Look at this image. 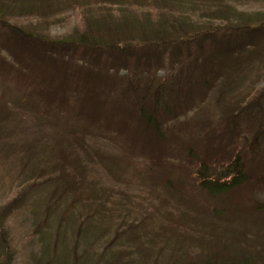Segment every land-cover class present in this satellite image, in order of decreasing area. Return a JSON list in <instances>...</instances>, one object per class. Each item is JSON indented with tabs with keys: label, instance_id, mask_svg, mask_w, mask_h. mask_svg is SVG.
<instances>
[{
	"label": "trees",
	"instance_id": "1",
	"mask_svg": "<svg viewBox=\"0 0 264 264\" xmlns=\"http://www.w3.org/2000/svg\"><path fill=\"white\" fill-rule=\"evenodd\" d=\"M32 1L14 8L12 0H0V49L19 66L0 56V72L28 70L20 73L26 89L50 106L53 118L65 107L75 113L78 123L62 132L65 140L78 143L91 130L129 133L143 145L147 173L162 177L175 156L181 192L219 202L212 207L218 218L264 212L262 200L251 199L264 188V22L223 0H124L131 2V20L85 25L84 32L50 40L32 31L35 25L27 31L9 23L43 13ZM81 1L88 2L82 13L95 7L100 17L125 10L107 9L125 7L111 0ZM217 85V117L211 110L195 114L189 139L164 145L169 125L199 109ZM73 183L60 179V189L68 192ZM5 234L0 214V263H12ZM257 260L249 255L242 264Z\"/></svg>",
	"mask_w": 264,
	"mask_h": 264
},
{
	"label": "rangeland",
	"instance_id": "2",
	"mask_svg": "<svg viewBox=\"0 0 264 264\" xmlns=\"http://www.w3.org/2000/svg\"><path fill=\"white\" fill-rule=\"evenodd\" d=\"M12 1L14 8L33 2ZM111 1L125 7L107 9L124 12L100 17L95 7L82 13L79 7L87 1L35 0L43 13L12 17L9 23L27 31L35 25L32 31L40 37L58 40L85 25L98 28L133 18L129 0ZM223 2L258 19L254 22H264L255 16L264 14V0ZM0 56L19 68L7 51L0 49ZM8 70L10 74L0 72V214L12 263L0 264H242L249 255L263 263L264 212L236 216L227 211L218 218L212 207H222L219 202L181 192L184 182L174 167L175 156L162 177L147 173L143 145L129 133L90 129L78 143L65 140L62 132L78 123L75 113L65 107V113L53 118L50 106L26 89L20 73L28 70ZM219 88L199 109L169 125L164 145L170 147L181 136L189 139L187 123L195 114L211 110L217 117ZM60 179L74 186L65 192ZM251 199L264 203V188Z\"/></svg>",
	"mask_w": 264,
	"mask_h": 264
}]
</instances>
